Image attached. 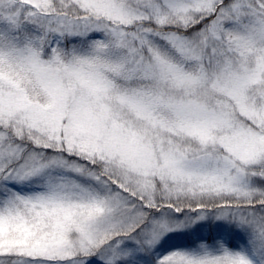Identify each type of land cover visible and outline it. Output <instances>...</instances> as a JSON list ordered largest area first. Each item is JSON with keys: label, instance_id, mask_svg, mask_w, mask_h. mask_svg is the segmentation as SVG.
I'll list each match as a JSON object with an SVG mask.
<instances>
[{"label": "snow or ice", "instance_id": "snow-or-ice-1", "mask_svg": "<svg viewBox=\"0 0 264 264\" xmlns=\"http://www.w3.org/2000/svg\"><path fill=\"white\" fill-rule=\"evenodd\" d=\"M0 264H264V0H0Z\"/></svg>", "mask_w": 264, "mask_h": 264}]
</instances>
